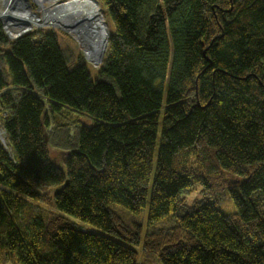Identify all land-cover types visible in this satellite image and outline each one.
<instances>
[{
    "label": "trees",
    "instance_id": "obj_1",
    "mask_svg": "<svg viewBox=\"0 0 264 264\" xmlns=\"http://www.w3.org/2000/svg\"><path fill=\"white\" fill-rule=\"evenodd\" d=\"M97 1L95 79L0 25V264H264V0Z\"/></svg>",
    "mask_w": 264,
    "mask_h": 264
},
{
    "label": "rangeland",
    "instance_id": "obj_2",
    "mask_svg": "<svg viewBox=\"0 0 264 264\" xmlns=\"http://www.w3.org/2000/svg\"><path fill=\"white\" fill-rule=\"evenodd\" d=\"M10 0H0V10H3L4 8L7 7V4L9 3ZM15 2V0H12ZM23 6H27L26 8L28 9V14L31 15L32 22L31 25L28 26L27 30L19 35H13L15 33V30L9 29L6 26V21L0 19V25L2 28L3 33L9 38V39H18L25 34L34 31V30H39V31H52L54 32L57 37H58V44L60 47V50L62 53L69 58L71 62H75L78 58L83 60L84 63L88 66V70L91 76V79H95L96 75L94 73V70H96L102 63L104 54L102 55H92L88 52L86 49L85 45H83L80 41V37L75 35L73 31L67 27L64 28H59V27H54L52 25H44V26H37L39 25V20H40V15L43 13L46 8L48 7V3H45L44 1H38V0H19ZM59 1L60 3L67 2L68 0H56ZM84 3L89 4V6L92 7V12H91V19L98 23L101 28L102 36L103 38L108 40V36H110V30H111V25L110 21L108 19V15L106 14V11L102 6L98 3L97 0H82ZM4 2V3H3ZM43 6H42V3ZM9 34H8V32ZM24 34V35H23ZM22 35V36H21ZM90 124V122H88ZM1 128V125H0ZM51 157L53 160V163L59 167H63V154H61L58 151H52L51 152ZM237 180H242L241 176H235ZM203 188V185L199 183H195L190 187V190L187 193H184L183 196L185 197V202L187 205H191L195 200L201 199L203 197V194L201 192ZM148 205V204H147ZM147 205L145 207L141 208L139 214H138V221L141 223L143 230L146 228V219H147ZM218 207L220 211L224 214H231L236 211V208L229 197V195L226 193L225 196L221 199L220 203L218 204ZM76 220V219H75ZM79 222L82 227L86 230H92V231H100L99 229L87 224L83 223L81 221L76 220ZM170 224V219L169 217H164L161 219L159 222H157V227L159 226H166ZM4 264H13L12 261L7 260Z\"/></svg>",
    "mask_w": 264,
    "mask_h": 264
},
{
    "label": "bare ground",
    "instance_id": "obj_3",
    "mask_svg": "<svg viewBox=\"0 0 264 264\" xmlns=\"http://www.w3.org/2000/svg\"><path fill=\"white\" fill-rule=\"evenodd\" d=\"M38 1H44L49 5L41 13L39 25L37 26L67 27L80 37L81 43L85 45L90 54L102 55L105 52L107 41L102 36L100 25L90 17L92 7L89 4L84 3L82 0H68L64 3L56 0ZM21 2L19 0H15V2L10 0L7 7L0 10V19L6 21V26L9 29L15 30L13 35L16 36L24 33L31 23H35L32 22L31 15L28 14L27 6H23L24 3L22 4Z\"/></svg>",
    "mask_w": 264,
    "mask_h": 264
},
{
    "label": "built area",
    "instance_id": "obj_4",
    "mask_svg": "<svg viewBox=\"0 0 264 264\" xmlns=\"http://www.w3.org/2000/svg\"><path fill=\"white\" fill-rule=\"evenodd\" d=\"M0 143L6 147V133L2 127L0 128Z\"/></svg>",
    "mask_w": 264,
    "mask_h": 264
},
{
    "label": "water",
    "instance_id": "obj_5",
    "mask_svg": "<svg viewBox=\"0 0 264 264\" xmlns=\"http://www.w3.org/2000/svg\"><path fill=\"white\" fill-rule=\"evenodd\" d=\"M64 155V154H63Z\"/></svg>",
    "mask_w": 264,
    "mask_h": 264
}]
</instances>
